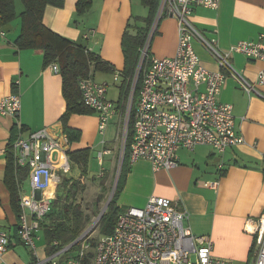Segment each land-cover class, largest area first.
<instances>
[{"label": "crops", "instance_id": "crops-1", "mask_svg": "<svg viewBox=\"0 0 264 264\" xmlns=\"http://www.w3.org/2000/svg\"><path fill=\"white\" fill-rule=\"evenodd\" d=\"M76 1L64 0L61 8L46 6L43 25L71 42L86 46L114 73L122 72L125 62L121 39L131 18L133 4H129V0H93L89 11L81 17L82 27H78L75 22ZM18 2L15 3L17 15L22 11ZM190 21L205 38L213 39L222 51L239 41L259 43L264 47V0H219L214 10L194 7ZM90 30L95 31L94 36L83 41V35ZM19 33L18 17L0 27V93L19 94L21 111L18 121L23 136L42 128H51L64 135L65 127L71 130L69 152L87 151L88 169L83 175L78 164L71 162L70 169L74 171L63 176L86 180L91 171V154L99 145L97 115L93 111L74 113L64 123L62 116L66 104L62 96L61 75L51 72L44 64L42 50H20L15 43ZM176 46L177 21L175 17H164L153 38L150 55L172 57ZM193 50L207 70L219 71L216 62L196 41ZM230 63L251 82L259 71L264 70V61L240 53L231 54ZM107 75L113 77V73L97 71L91 79L106 82L104 77ZM119 80L120 98L122 77ZM216 102L232 106L234 129L245 142L229 147L223 153L207 145L197 146L193 151L181 149L177 153V165L169 171H154L149 161L140 159L126 166L115 205L118 212H122L129 207L143 208L152 196L171 200L188 213L184 225L191 233L211 241L214 258L247 264L254 240L245 225L257 220L264 212V86H257L256 93L247 95L230 77H226L216 95ZM115 105L120 121L123 105L119 100ZM15 125V119L0 115V232L9 238L2 260L6 264H30L34 258L18 238V219L5 184L7 147L18 135ZM20 180L19 199L32 192L27 171ZM210 182H217L216 189L209 187ZM34 235L38 257L49 258L52 254L47 251L40 228ZM36 240L42 241V245L37 246Z\"/></svg>", "mask_w": 264, "mask_h": 264}, {"label": "built area", "instance_id": "built-area-1", "mask_svg": "<svg viewBox=\"0 0 264 264\" xmlns=\"http://www.w3.org/2000/svg\"><path fill=\"white\" fill-rule=\"evenodd\" d=\"M219 0H159L155 16L148 27L142 46L138 49L136 65L129 80L126 103L120 117L121 130L119 161L121 168L128 144L127 161L132 165L140 159L151 163L152 169L169 171L177 165L178 151H193L207 145L218 153L242 145L243 137L234 129L232 106L216 102V95L226 77H230L247 95L264 86V70L256 79L248 81L236 71L230 56L240 53L248 58L264 61V47L259 43L239 41L227 51L220 50L213 39L205 38L191 23L194 7L216 9ZM164 17L177 21V46L172 57L150 56L153 38ZM94 30L84 34L87 40ZM198 42L216 62L219 71L207 70L193 50ZM88 51H90L88 49ZM58 73L56 64L48 66ZM120 72L113 74V80ZM82 104L98 118L100 145H105V134L110 118L118 108L107 98L108 83L82 78L77 82ZM21 100L17 93H0V115L16 120L18 135L11 144L14 165L25 168L31 195L19 199L18 238L33 256L30 264H81L89 252L88 233L75 244L79 249L74 257L62 259L73 244L55 251L49 258L40 259L35 246V231L50 211L56 188L70 168L69 140L51 128H42L23 136L18 118ZM132 119L131 139L128 125ZM104 150L99 153V160ZM216 189L217 182L208 183ZM188 213L171 200L150 197L143 208L129 207L119 212L111 235L100 237L93 248L92 264H233L212 256L213 245L205 237L194 236L184 225ZM249 227V228H247ZM245 230L252 234L254 247L247 264H264V212L248 221ZM9 246L6 233L0 232V264ZM57 246V242L53 243ZM54 258H58L54 261Z\"/></svg>", "mask_w": 264, "mask_h": 264}, {"label": "trees", "instance_id": "trees-1", "mask_svg": "<svg viewBox=\"0 0 264 264\" xmlns=\"http://www.w3.org/2000/svg\"><path fill=\"white\" fill-rule=\"evenodd\" d=\"M22 5V11L17 15L15 0H0V27L13 22L17 17L20 20V33L15 41L20 50L34 49L42 50L43 61L46 66L56 64L62 78V96L65 100V112L62 120L66 121L69 115L74 113H86L91 110L81 102L80 92L77 82L82 78H91L93 73L110 74L114 71L105 62L88 51L87 47L80 43L71 42L45 28L42 23L43 12L46 6L56 8L63 7L64 0H18ZM146 9L149 15L146 26L136 33L130 32V23L127 22L126 28L121 39V49L124 57V70L120 72L123 83L120 87L119 103H126L129 80L132 77L138 49L142 46L146 32L151 24L159 0H136ZM93 0H77L75 5V16L81 18L89 11ZM84 36V35H83ZM84 39V37H82ZM82 39V40H83ZM83 41H86L85 39ZM133 121L130 119L128 125V139L132 136ZM65 134L72 140L71 130L65 127ZM65 135V136H66ZM128 144L125 150L120 175L114 191L113 198L100 218L97 227L99 228V238L111 235L116 222L118 208L115 205L117 194L120 190L122 174L128 166L127 161ZM7 171L5 184L11 197V205L18 219L20 212L19 192L21 186V176H26V170L17 168L14 165L11 144L7 147ZM69 160L76 162L83 175L88 169V152L70 153ZM23 170V171H20ZM22 172V173H21ZM85 185L81 180L63 176L56 188V197L51 203L50 211L45 215L40 223V230L47 245L48 253L53 254L66 246L73 244L83 232L92 224L93 215L84 207L83 194ZM100 197V196H99ZM57 242V246L53 243ZM90 251L81 259V264H92V252L96 241L89 240ZM79 249V243L63 254L62 259L74 257ZM252 251V250H251ZM251 254V253H250Z\"/></svg>", "mask_w": 264, "mask_h": 264}, {"label": "rangeland", "instance_id": "rangeland-1", "mask_svg": "<svg viewBox=\"0 0 264 264\" xmlns=\"http://www.w3.org/2000/svg\"><path fill=\"white\" fill-rule=\"evenodd\" d=\"M16 2H18V0H15V3ZM128 2L129 4H133L131 18L129 20V29L131 33H136L137 31L141 30L143 27L146 26V21L148 19L149 12L148 9H146L136 0H129ZM75 22L77 23L78 27H82V18L76 17ZM82 31H85V29H82ZM104 78L108 83L107 98L114 104H117L119 100L118 87L121 80L114 81L113 77L109 75L105 76ZM119 79H121V77ZM121 129L122 128L119 125V114L112 116L108 122L106 134L104 137L106 144L104 146L99 144L98 149L91 154V171L86 176V180L82 181L85 185V192L83 194V205L93 215V221L105 208L106 204H108L109 206L114 195V191L120 175V167L118 165V161L120 148L119 141L121 139L122 131ZM98 137V142H100L102 137ZM104 150H108L110 152L101 156L99 164L98 154L103 152ZM73 171V168L70 169L66 173V175H71ZM107 208L105 209V212ZM38 236L41 237L40 234H38ZM88 239H92L94 241H97L99 239V228L97 227V225L88 233ZM36 245L41 246L42 241L36 240ZM57 259L58 258H54V261H56Z\"/></svg>", "mask_w": 264, "mask_h": 264}, {"label": "water", "instance_id": "water-1", "mask_svg": "<svg viewBox=\"0 0 264 264\" xmlns=\"http://www.w3.org/2000/svg\"><path fill=\"white\" fill-rule=\"evenodd\" d=\"M108 204H106L105 208L100 212V214L97 216V218L92 222V224L83 232L84 233H89L92 229H94V227L97 225V223L99 222L100 218L102 217V215L105 212V209L107 208ZM75 244V242H74Z\"/></svg>", "mask_w": 264, "mask_h": 264}, {"label": "bare ground", "instance_id": "bare-ground-1", "mask_svg": "<svg viewBox=\"0 0 264 264\" xmlns=\"http://www.w3.org/2000/svg\"><path fill=\"white\" fill-rule=\"evenodd\" d=\"M90 250V249H89Z\"/></svg>", "mask_w": 264, "mask_h": 264}]
</instances>
